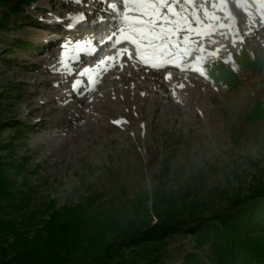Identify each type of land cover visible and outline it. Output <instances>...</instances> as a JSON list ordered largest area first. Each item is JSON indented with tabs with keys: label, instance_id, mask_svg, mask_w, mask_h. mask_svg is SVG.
<instances>
[{
	"label": "rangeland",
	"instance_id": "1",
	"mask_svg": "<svg viewBox=\"0 0 264 264\" xmlns=\"http://www.w3.org/2000/svg\"><path fill=\"white\" fill-rule=\"evenodd\" d=\"M110 5L37 0L11 15L0 3V161L13 196L0 220L14 228L0 231V264H18L25 239L63 208L77 209L87 232L141 196L140 216L131 227H110L106 248L143 226L155 193L171 198L172 209L210 216L264 181V67L238 72L234 90L204 74L205 64L238 47L264 54V0H194L200 34L181 32L189 41L160 59L159 49L136 57L135 45L117 44L129 26L124 8ZM77 14L84 20L73 24ZM95 33L102 40L91 44ZM166 59L173 63L152 67ZM255 99L262 119L245 121ZM190 243L189 236L170 242L175 260Z\"/></svg>",
	"mask_w": 264,
	"mask_h": 264
},
{
	"label": "trees",
	"instance_id": "2",
	"mask_svg": "<svg viewBox=\"0 0 264 264\" xmlns=\"http://www.w3.org/2000/svg\"><path fill=\"white\" fill-rule=\"evenodd\" d=\"M35 1L0 0V3L7 5L11 15H16L23 14L25 7ZM26 46L27 50L34 48L31 43ZM223 67L231 74L226 75ZM263 67V53H250L241 46L219 62L205 64L204 74L213 86L227 85L234 90L238 86L235 78L238 72ZM262 113V102L255 99L244 120H260ZM29 128L26 125L22 130L27 133ZM2 164L0 161V209L4 202L13 199ZM139 198L128 199L117 214L99 217L87 232L82 229L86 226L82 225L77 209L54 212L31 240L25 239L29 248L19 254L18 264H264V181L253 182L246 192L233 194L224 209L210 216L172 209L171 198L155 193L147 210L151 216L148 214L143 226L135 227L130 234L125 232L124 238L105 248L103 235L110 227L121 222L131 227L140 216L143 198ZM5 227L14 229L10 221L0 220V231ZM178 236H189L191 242L179 261L171 255L169 247Z\"/></svg>",
	"mask_w": 264,
	"mask_h": 264
},
{
	"label": "snow or ice",
	"instance_id": "3",
	"mask_svg": "<svg viewBox=\"0 0 264 264\" xmlns=\"http://www.w3.org/2000/svg\"><path fill=\"white\" fill-rule=\"evenodd\" d=\"M178 0H173L170 4L168 0H124V10L120 11L116 5L110 6L114 11H120L122 17V23H126L129 26L128 34L124 35V40L130 44L135 45L138 55L143 56L147 51H154L159 49V55L165 56L175 46H178L183 41L187 43L189 41V35L180 37V33H192L196 31L199 33V26L201 25V18L195 11L194 0H185L186 4H192V10L188 7H183L181 10H177ZM215 7V5H213ZM167 9L165 12L164 9ZM128 10L136 11L139 13L137 16H130ZM205 17L208 16L207 11L204 12ZM191 16V19H189ZM213 19H219L213 16ZM73 24L84 20L83 14H77L71 17ZM193 25L197 27L194 28ZM72 25L70 24L69 27ZM224 27V25H221ZM120 32L123 34L124 29L121 28ZM142 43L146 44L142 47ZM235 43V41H234ZM77 49L81 51L85 50L86 45L83 43L76 44ZM202 51V49H201ZM218 51V50H217ZM209 56H215L216 53H209ZM204 57H198V61H203ZM147 62V61H145ZM171 59H166L164 63H153V68H162L167 64H172ZM202 71V70H201ZM79 84V81L76 82Z\"/></svg>",
	"mask_w": 264,
	"mask_h": 264
},
{
	"label": "bare ground",
	"instance_id": "4",
	"mask_svg": "<svg viewBox=\"0 0 264 264\" xmlns=\"http://www.w3.org/2000/svg\"><path fill=\"white\" fill-rule=\"evenodd\" d=\"M185 2V0H181V2H177V5L176 6H180L181 4H183ZM129 3H131V0H129ZM117 4H118V6H120V7H123L124 8V6L123 5H121V3H120V1H117ZM185 4V3H184ZM128 14L130 15V16H137V15H139V13L138 12H136V11H131V10H128ZM204 37H206V36H204ZM117 44H119V45H128L129 44V42L128 41H126V40H124V38H120L119 40H118V43ZM132 52H134L135 53V56L137 57V52H136V50H133L132 49ZM159 52L160 51H155L154 52V54H158V58L160 59V55H159ZM155 58V59H158V58ZM154 59V60H155ZM146 60V59H145ZM144 60V61H145ZM147 60H151V59H147ZM159 63H164V62H161V60H159L158 61ZM165 66H167V65H165ZM165 66L163 67V68H165ZM187 66V65H186ZM188 66H189V64H188ZM187 66V67H188ZM189 68V67H188ZM186 69V68H185Z\"/></svg>",
	"mask_w": 264,
	"mask_h": 264
}]
</instances>
